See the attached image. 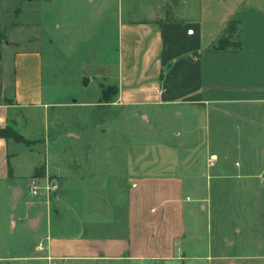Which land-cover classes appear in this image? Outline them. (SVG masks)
<instances>
[{"label": "crops", "instance_id": "1", "mask_svg": "<svg viewBox=\"0 0 264 264\" xmlns=\"http://www.w3.org/2000/svg\"><path fill=\"white\" fill-rule=\"evenodd\" d=\"M170 2L85 26L81 58L49 28L23 37L34 6L0 0V127L30 141L0 137V190L33 176L59 186L0 212V264L264 259V0ZM232 20L242 48L205 53ZM15 23L24 49L2 37ZM76 94L85 126L72 137L58 119Z\"/></svg>", "mask_w": 264, "mask_h": 264}, {"label": "rangeland", "instance_id": "2", "mask_svg": "<svg viewBox=\"0 0 264 264\" xmlns=\"http://www.w3.org/2000/svg\"><path fill=\"white\" fill-rule=\"evenodd\" d=\"M24 5L34 6V8H30L32 10H28L25 12L22 17V21H26L27 24L24 26L22 30L23 37L32 36L36 33H40L41 26L51 31L50 33L53 36L61 37L64 36L65 40L69 41L71 44V49H74L77 54H80L82 58V48L80 49L76 45L81 43L80 38L82 36V28L85 29V26H90L91 24H103L108 23V21H112L114 19V15L116 12H119L121 9L124 10L125 13L130 10H134L136 15L144 16L147 15L148 8L155 7L161 0H104L105 2H109L108 11L104 12V5L101 0H96L95 4L88 5L89 0H61V4L53 2L50 6L45 5L43 2L38 4V1L34 0H20ZM42 1V0H40ZM103 1V2H104ZM170 1V0H168ZM176 0H171L169 3L168 9L170 5L172 6ZM178 1V0H177ZM88 6H82V4ZM37 6V7H36ZM174 8L176 5L173 6ZM100 9H104L102 14L97 13ZM120 9V10H119ZM166 10V14H167ZM102 15V16H101ZM40 22V26L35 27L30 22ZM57 21L64 23L62 30H57L55 28V24ZM59 22V23H60ZM112 24V23H111ZM18 25L14 24L12 27H4L2 29V37L5 41L10 42L13 45H16L15 49H24L23 46H18ZM84 25V26H82ZM62 38V37H61ZM30 44H26L25 47H30ZM69 47V46H68ZM78 62L74 61L73 63ZM79 63V62H78ZM71 72L73 73V66ZM73 77V75H72ZM73 79V78H72ZM74 88L75 92L81 91L82 88L76 86L74 79L71 81V89ZM107 95L111 97V94L114 93L115 88L113 86H107ZM105 98V96H104ZM114 99V96L113 98ZM104 100V99H103ZM82 103V95L76 94L73 95L69 100L68 110L62 111V117H60L59 125L62 127L61 131L64 134H79L82 131V127L85 126L82 120V111L77 104ZM91 129V127H90ZM92 130V129H91ZM89 131V130H88ZM93 131V130H92ZM87 134H94V132H87ZM75 137V136H74ZM30 143V142H29ZM28 143V144H29ZM76 147H78V143H76ZM83 145V144H82ZM16 147L24 148V143H20L16 145ZM74 147V146H73ZM26 154V153H25ZM17 166L21 168L22 174H28L30 167V159L29 155L20 154L19 159L16 162ZM27 177L20 178L15 181L14 187L10 189H1L0 190V212L2 215L6 212H15V210H21L23 206H25V202L30 200L29 191L27 190ZM31 207V205H29ZM13 212V213H14ZM3 218V217H1ZM11 224V223H10ZM249 264H264V259L252 261Z\"/></svg>", "mask_w": 264, "mask_h": 264}, {"label": "trees", "instance_id": "3", "mask_svg": "<svg viewBox=\"0 0 264 264\" xmlns=\"http://www.w3.org/2000/svg\"><path fill=\"white\" fill-rule=\"evenodd\" d=\"M177 4V0L175 3L169 7V9H173V6ZM169 18V11H168ZM241 27L242 23L237 20H232L229 22L222 35L206 50L205 53L212 52H226V51H239L242 48L241 43ZM201 55V53H198ZM107 90H104L105 98H109L107 95ZM0 137L4 138H13L16 141L24 142L28 144L30 141L24 137L17 129L13 126L0 127Z\"/></svg>", "mask_w": 264, "mask_h": 264}, {"label": "built area", "instance_id": "4", "mask_svg": "<svg viewBox=\"0 0 264 264\" xmlns=\"http://www.w3.org/2000/svg\"><path fill=\"white\" fill-rule=\"evenodd\" d=\"M58 187V183L53 180L47 178L45 181H42L37 176L31 177L28 183L29 195L32 198L45 196L49 199Z\"/></svg>", "mask_w": 264, "mask_h": 264}]
</instances>
